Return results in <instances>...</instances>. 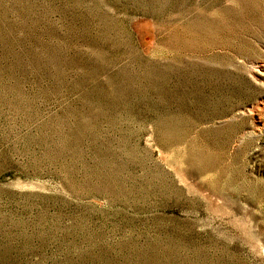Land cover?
Listing matches in <instances>:
<instances>
[{"label":"rangeland","instance_id":"1","mask_svg":"<svg viewBox=\"0 0 264 264\" xmlns=\"http://www.w3.org/2000/svg\"><path fill=\"white\" fill-rule=\"evenodd\" d=\"M0 264H264V0H0Z\"/></svg>","mask_w":264,"mask_h":264}]
</instances>
